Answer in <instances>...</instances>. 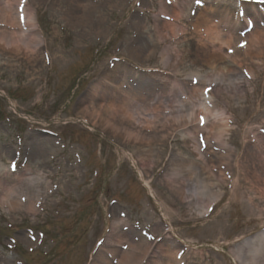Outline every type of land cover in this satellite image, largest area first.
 I'll return each instance as SVG.
<instances>
[{
    "label": "rangeland",
    "instance_id": "1",
    "mask_svg": "<svg viewBox=\"0 0 264 264\" xmlns=\"http://www.w3.org/2000/svg\"><path fill=\"white\" fill-rule=\"evenodd\" d=\"M5 1L0 7L28 13L39 52L0 54V264H96L108 246L116 255L106 261L116 264L143 237L155 264H264V241L253 239L264 232V58L256 53L264 13L239 0L216 5L253 12L237 23L212 0L185 9L176 0ZM248 43H257L251 54ZM199 44L223 52L230 69L217 74L229 91L215 82L204 96L212 129L230 133L231 154L219 166L226 149L213 146L207 168L187 147L192 135H178L202 97H189L187 73L208 74ZM133 67L148 72L129 74ZM119 102L128 142L113 137ZM133 108L145 113L146 130L130 123ZM11 197L20 209H7Z\"/></svg>",
    "mask_w": 264,
    "mask_h": 264
},
{
    "label": "bare ground",
    "instance_id": "2",
    "mask_svg": "<svg viewBox=\"0 0 264 264\" xmlns=\"http://www.w3.org/2000/svg\"><path fill=\"white\" fill-rule=\"evenodd\" d=\"M187 1L188 0H176V2H182V4H180L182 9H185L186 6H188ZM212 1L214 3H218L217 0H212ZM5 2H8V1L6 0ZM261 6L263 7V5ZM253 7L256 8V6L254 5ZM224 8L225 7L223 6L221 7V9H224ZM201 13H203V11H200V13L197 12V14L195 15L196 20L194 19V21H197L198 19H200ZM25 30H26V33L23 34V31ZM261 30L262 29H260L259 32ZM263 31H264V28H263ZM259 32H258V35H259ZM256 36H257L256 34H253L252 36L248 38V41L253 42ZM37 44H39V40L35 33V29L32 27L31 18L28 15V13H26L25 15L23 11L18 10V9H13V11H11L10 5H3L2 7H0V54L2 55V57L6 61L9 59H14L18 56L19 52L23 48L24 50H26V57L29 60L37 58L38 52H39ZM256 45L257 43H248V46H246V53L251 54V47L256 46ZM223 46L224 48H226V46H228V42H225ZM198 50L201 51V53L203 52V54L207 55V57L198 58L197 62L200 68L208 69V74L207 75L201 74L200 70L194 73H187V76L193 79L194 81L192 82L195 84L193 85V87L189 89V92H190V94H188L189 97L194 98L193 96L194 94L195 95L199 94L200 96H204L203 94L210 93L213 89L212 85L215 82L219 90L228 92L229 90L227 88V85H225V82L224 84H221L222 80L219 79L217 75L221 69L223 71V74L225 72L230 71L229 66L225 64L226 63L225 54L223 52H217L213 50L208 51V47H202L201 44L197 45V51ZM164 53L165 52L162 53L161 57H164L165 55ZM256 53L257 55H261V57L264 58V33H263V40H262L261 45L258 44V46L256 47ZM167 59L168 58H166L165 60ZM218 63L219 65L217 66ZM198 98H199V101L197 102V104L195 103V104H192L191 106L195 108V110L198 111V114L203 117V121L205 120L206 122H203L204 124L203 126L196 127V130H195L193 123L197 122L196 115L198 114H196L195 110L194 111L192 110L189 113H185L183 114V119L185 120L184 122H182V130L184 132H181L178 135L183 138L192 135L191 139L187 138L191 142L192 140L195 141V137L198 138V135L203 136V140L201 141L203 143L200 146L197 145V142L194 145H190V146L187 145V147L190 148L191 152L194 154L196 159L199 161V165L201 168L208 167L205 155L210 152L209 150L213 146H217L221 149H226V151L220 156L222 159L219 158L214 163H219V166L222 164L228 163L224 161L228 157H230V154H231V152L227 154V151L228 152L231 151L229 147V143H228V139L230 138V133L228 131H220V129L219 130L212 129L213 125L211 124L213 122L212 120L213 116H212L211 110L205 104L206 99L202 97H198ZM184 100L185 101H181L178 106H181L182 103L183 105H185V103L189 102L187 99H184ZM209 102L211 103V101ZM123 105L124 104H121L120 102L117 104L118 106L117 112H119L118 113L119 118H118V123L116 124L117 125V127L115 128L116 130L113 131L114 136L113 135L112 136L119 138L120 140L124 142H128L129 141L128 139L130 138L128 136L129 135L128 132H130V129L127 126L125 127L122 126L121 119L129 118V116H127V113L125 112ZM132 112H133L132 114H134L133 115L134 120L131 121L130 123L132 124L134 123L135 129L140 128L142 130H146L147 119L143 118L145 113L140 108L138 110H135L133 108ZM205 114H210V115H208V117H204ZM177 116L181 117V113L177 114ZM141 119H143V121H141ZM116 132L117 134H114ZM135 133H136L135 137L137 138L139 135H142V133L137 130H135ZM121 134H124L125 136L122 137ZM214 167L216 166H213L212 169ZM208 170L210 171V169ZM138 176L140 178L142 177L141 171H138ZM252 180H254V177ZM252 180H250V182L252 185H254L253 184L254 181ZM144 184L148 185V180H146ZM260 185L264 186V180L262 181V183H260ZM182 191L183 190L181 189V187H178V188L174 187V192H176L177 194H181ZM3 202H4V199H3ZM5 204H7L8 210L20 209L19 208L20 202H17L14 197H11V200L6 199ZM30 207L31 206H29V208ZM203 209L205 212V208ZM200 214L203 215V213H200ZM262 237L263 235L261 236V238ZM259 238L260 237L257 236L256 240H258ZM149 251H150V245L145 239H143L140 241V243H135V245H132V246L130 245V249H127V251H123L120 257L118 258L116 264H155L154 261L147 259V253ZM172 252L174 254L173 256H176L177 254L176 251H172ZM108 254H112L113 256H115L116 255L115 249L111 246H108L106 250H100V252L98 253L96 264H109L110 262H107Z\"/></svg>",
    "mask_w": 264,
    "mask_h": 264
},
{
    "label": "snow or ice",
    "instance_id": "3",
    "mask_svg": "<svg viewBox=\"0 0 264 264\" xmlns=\"http://www.w3.org/2000/svg\"><path fill=\"white\" fill-rule=\"evenodd\" d=\"M195 2L197 3V4H199L200 2H201V0H195ZM241 35H242V33H241ZM240 47H244V43H241L240 45H239ZM229 51H231V49H229ZM201 119V123L203 124V117H201L200 118ZM13 170H15V163H13Z\"/></svg>",
    "mask_w": 264,
    "mask_h": 264
}]
</instances>
